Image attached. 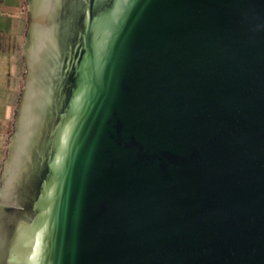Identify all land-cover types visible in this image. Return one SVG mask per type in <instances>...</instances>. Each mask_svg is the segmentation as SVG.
I'll return each instance as SVG.
<instances>
[{
	"label": "water",
	"instance_id": "water-1",
	"mask_svg": "<svg viewBox=\"0 0 264 264\" xmlns=\"http://www.w3.org/2000/svg\"><path fill=\"white\" fill-rule=\"evenodd\" d=\"M0 264H264V0H27Z\"/></svg>",
	"mask_w": 264,
	"mask_h": 264
},
{
	"label": "crops",
	"instance_id": "crops-1",
	"mask_svg": "<svg viewBox=\"0 0 264 264\" xmlns=\"http://www.w3.org/2000/svg\"><path fill=\"white\" fill-rule=\"evenodd\" d=\"M24 4L25 0L15 2L13 0H0V7L3 8L0 9V17L18 20L13 35H9L8 27L15 28V26L12 27L11 23L8 25L5 20L0 25V51L6 52L4 54V66L0 69L3 76L0 80V122L3 121V127L10 125L15 118L17 104L20 100L19 96L23 88L25 73L23 47L28 28ZM1 157L0 149V159Z\"/></svg>",
	"mask_w": 264,
	"mask_h": 264
},
{
	"label": "rangeland",
	"instance_id": "rangeland-1",
	"mask_svg": "<svg viewBox=\"0 0 264 264\" xmlns=\"http://www.w3.org/2000/svg\"><path fill=\"white\" fill-rule=\"evenodd\" d=\"M13 1L15 2L17 0H13ZM12 7H14V6H12ZM24 7H25V13H26V16H27V19H28L29 7H28L27 0H25ZM0 9H3V8L0 7ZM4 20L7 22L8 25H10V23H11L13 25L12 27L15 26V28L8 27V29L10 30L9 31V35H13V32L16 29L18 20H16V19H7L5 17H0V25L3 24ZM5 53L6 52H4V51H0V69L4 66L3 62L5 60L4 59V54ZM2 78H3V76H2V73L0 72V80ZM22 90H23V88H22ZM20 96H21V94H20ZM20 96H19V99H20ZM0 111H1V105H0ZM3 125H4L3 121H1L0 122V149H1V156L2 157L0 159V174L2 172V165H3L4 159L6 157L7 149H8V146H9V137L12 135V133L14 131V118H13V121H12V123L10 125L4 126V127H3Z\"/></svg>",
	"mask_w": 264,
	"mask_h": 264
}]
</instances>
